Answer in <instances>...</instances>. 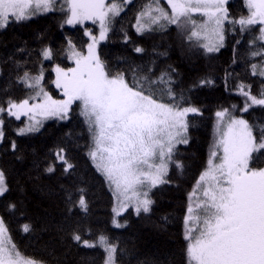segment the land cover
<instances>
[{
	"label": "snow or ice",
	"instance_id": "obj_1",
	"mask_svg": "<svg viewBox=\"0 0 264 264\" xmlns=\"http://www.w3.org/2000/svg\"><path fill=\"white\" fill-rule=\"evenodd\" d=\"M124 2L131 0H0V31L38 13L56 10L66 13L64 23L68 25L83 26L88 21L99 24L98 36L85 28L90 39L86 50L78 51L68 41L74 67L55 66L51 83L61 98H54L45 90L43 67L32 74L23 65H17L23 71L17 72L16 82L31 91L23 99L9 97L0 102V144L5 141L9 117L15 120L27 117L29 123L17 128V134L24 136L38 132L44 120L71 119L75 104L90 136L87 156L114 197L112 223L116 228L128 226L119 217L129 208L137 216L152 211L155 203L150 195L152 189L171 183L167 178L170 167L183 171L179 146L191 143L189 130L195 127V117L203 116L201 108L175 90L174 76L178 72L172 65L157 71L153 61L148 66L129 63L126 69H114L101 58L100 42L108 38ZM244 3L247 14L234 17L229 11V0H166L167 7L162 6L161 0H150L139 12L135 27L143 35L176 25L190 47L203 48L207 53L219 52L225 46L227 31L258 32L248 42V57L252 61L259 58L250 62L249 74L260 78L261 87L253 94L251 83L234 84L236 94L243 97L239 111L249 112L254 107L264 108V0H244ZM194 14L203 19L198 23ZM257 25L259 28L254 27ZM133 50L141 54L145 51L142 47ZM40 55L43 60L55 63L51 48H43ZM232 63H237L235 48ZM229 77L233 73L226 72V91L232 90L228 88ZM214 84V80L205 77L193 87ZM237 107L233 105L232 109ZM215 117L207 165L189 194L183 221L187 264H264V123L249 122L228 108L216 111ZM8 147L17 152L15 141H10ZM53 156L55 159L44 168L46 173L54 174L58 161L61 174H74L76 165L63 147ZM16 158L23 159L19 153ZM59 190L67 216L57 231H66L67 238L77 247L101 249L102 264H120L123 250L118 243L104 234L93 236L79 221L67 224L76 209L89 212L86 190L64 184L59 185ZM11 191L6 172L0 168V198L8 200ZM6 210L23 214L16 202H9ZM21 230L35 234L47 228L25 222ZM0 264H45L21 252L9 235L3 216H0Z\"/></svg>",
	"mask_w": 264,
	"mask_h": 264
},
{
	"label": "trees",
	"instance_id": "obj_2",
	"mask_svg": "<svg viewBox=\"0 0 264 264\" xmlns=\"http://www.w3.org/2000/svg\"><path fill=\"white\" fill-rule=\"evenodd\" d=\"M149 2L132 0L115 18L108 38L99 45V51L101 58L114 69H126L129 63L148 66L154 61L157 71L168 65L177 70L175 90L183 92L191 104L203 111V116L195 117V127L189 130L191 143L179 146L178 158L183 162V171L170 167L167 178L171 183L159 185L151 192L155 201L152 211L137 216L129 209L119 218L121 222L126 220L128 226L116 228L112 223L114 197L87 156L90 136L77 106L73 105L71 119L44 120L38 132L24 136L17 134V128L24 127L27 118L15 120L9 117L5 123V141L0 144V168L5 170L12 191L8 200L0 198V216L5 218L9 235L21 252L41 259L45 264H102L104 255L101 249L77 247L67 238L66 231H57V226L65 222L67 216L60 184L83 187L89 201V212L85 214L76 209L67 224L79 221L93 236L104 234L118 243L123 250L120 264H187L183 221L190 203L189 194L207 165L216 124L215 112L228 108L249 122L264 123V108L254 107L244 113L239 111L243 97L234 90L238 81L251 83L253 94L261 87L260 78L249 74L250 62H257L259 58L252 61L248 57V42L258 32L227 31L225 46L215 53H207L194 45L190 47V42L181 36L176 25L141 35L136 31V19ZM161 3L167 7L164 0ZM229 11L234 17L247 14L244 0H229ZM65 18V12H47L10 24L0 31V102L9 97L23 99L31 91L16 82L17 72L23 71L17 65H23L32 74L43 67L45 90L54 98H61L51 81L55 78L53 69L57 64L63 68L74 66L68 55V41L71 40L76 50L81 51L86 50L89 43L85 28L98 35L95 24L72 27L64 23ZM231 27L226 25V28ZM254 27L259 28V25ZM237 40L239 44L235 43ZM45 47L53 50L55 63L42 59L40 53ZM134 47H142L145 51L136 53ZM234 48L236 64L232 63ZM162 52L167 55H158ZM226 72L233 73L234 78L229 77L228 82L231 91L225 90ZM205 77L214 80L215 84L193 87ZM233 105L238 107L232 109ZM10 141L16 142L17 152L8 147ZM60 147L76 165L72 175L61 174L58 161L54 174L44 171ZM18 153L23 159L16 158ZM9 202L18 203L23 214L7 211ZM25 222H32L38 228L46 226L47 230L25 234L21 230Z\"/></svg>",
	"mask_w": 264,
	"mask_h": 264
},
{
	"label": "rangeland",
	"instance_id": "obj_3",
	"mask_svg": "<svg viewBox=\"0 0 264 264\" xmlns=\"http://www.w3.org/2000/svg\"><path fill=\"white\" fill-rule=\"evenodd\" d=\"M131 1H132V0H131ZM164 1L166 2V0H164ZM60 2H62V0H60ZM109 2H111V0H109ZM128 4H129L128 2H124V3L121 4V7H122L121 12L126 8V6H127ZM162 6H164V5L162 4ZM56 11H60V10H56ZM61 12H62V11H61ZM121 12H120V13H121ZM46 13H47V12H46ZM39 14H44V12L38 13L37 15H39ZM35 16H36V15H35ZM194 19H196L197 22L199 23L200 20L203 19V18L200 17L199 14H194ZM87 24H92V23H91V21H88V22H85V24H84L83 26H81V25H76V26L86 27ZM95 25H96L97 28H98V35H99V24L97 23V24H95ZM68 26H72V25H68ZM72 27H74V26H72ZM98 35H97V36H98ZM88 38H89V37H88ZM89 43H90V39H89ZM100 43H101V42H100ZM68 55H69V54H68ZM70 60L73 61L72 59H70ZM73 63H74V62H73ZM74 66H75V65H74ZM74 66H73V67H74ZM54 68H55V67H54ZM53 72H54V69H53ZM54 75H55V72H54ZM26 118H27V117H26ZM28 123H29V121H28V119H27L26 125H27ZM26 125H25V126H26ZM25 126H24V127H25ZM152 191H153V189H152ZM150 195H151V193H150ZM129 209H132V208H129ZM129 209H128V210H129ZM132 210H134V209H132ZM124 213H125V212H124ZM121 216H122V215H121ZM121 216H120V217H121ZM120 217H119V218H120ZM119 220H120V219H119ZM114 227H115V226H114Z\"/></svg>",
	"mask_w": 264,
	"mask_h": 264
}]
</instances>
